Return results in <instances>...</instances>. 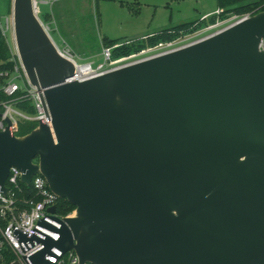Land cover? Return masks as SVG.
Segmentation results:
<instances>
[{
    "label": "water",
    "instance_id": "1",
    "mask_svg": "<svg viewBox=\"0 0 264 264\" xmlns=\"http://www.w3.org/2000/svg\"><path fill=\"white\" fill-rule=\"evenodd\" d=\"M11 18L48 119L23 136L6 119L0 190L14 166L74 206L57 241L32 238L34 264L52 246L79 264H264V11L82 80L33 0Z\"/></svg>",
    "mask_w": 264,
    "mask_h": 264
},
{
    "label": "built area",
    "instance_id": "2",
    "mask_svg": "<svg viewBox=\"0 0 264 264\" xmlns=\"http://www.w3.org/2000/svg\"><path fill=\"white\" fill-rule=\"evenodd\" d=\"M40 2H43V0H33L37 16L39 13L38 3ZM216 13L219 14L220 10ZM250 16L251 14L247 13L240 17L230 18L227 21L218 20L215 24L195 33L118 59H112L110 48H106L104 50L106 61L104 64L99 65L100 67H96L91 62L80 64L74 59L68 48L55 46L62 56L75 64L76 76L70 80H82L188 46ZM43 26L48 33L47 27L44 24ZM0 30L4 36H6V31L10 30L13 41L12 46L7 42L12 54V69L0 71V90L6 96V99L0 103L2 108L0 112V130L5 129L6 119H9L11 129L17 135L19 120L36 121L38 124L39 121L42 123L47 122L48 117L44 112L38 91L28 81L20 63L14 41L11 15L5 18L4 25L0 22ZM261 49L264 50V39L261 43ZM82 68H84V71H82ZM18 81H21L22 85H19ZM21 99L30 101L35 110L34 114H27L16 107V101ZM33 162H37V160L34 159ZM21 174L17 167L11 166L5 180L6 190L5 192L0 190V264H11L14 261L19 264H34L31 258L44 248V244L32 238L35 236L41 240L50 238L57 241L60 237L59 229L64 218L74 215V210L65 215L57 211V204L61 198L49 188L46 179L40 173H36L31 177L29 185L21 181ZM23 186L29 187L32 194L27 195V191L24 190ZM51 206H55L54 212H50L49 208ZM19 233L24 234L26 239L22 240ZM45 259L47 264H79L78 257L73 249L63 252L57 246H52L49 249V252L45 254Z\"/></svg>",
    "mask_w": 264,
    "mask_h": 264
},
{
    "label": "rangeland",
    "instance_id": "3",
    "mask_svg": "<svg viewBox=\"0 0 264 264\" xmlns=\"http://www.w3.org/2000/svg\"><path fill=\"white\" fill-rule=\"evenodd\" d=\"M60 23L41 20L58 48H68L80 63H105L106 39H141L183 22L199 20L218 9V0H59ZM12 0H0V22L10 17ZM245 14L230 12L221 18ZM9 45L12 32L6 31ZM22 85L21 81H18Z\"/></svg>",
    "mask_w": 264,
    "mask_h": 264
},
{
    "label": "trees",
    "instance_id": "4",
    "mask_svg": "<svg viewBox=\"0 0 264 264\" xmlns=\"http://www.w3.org/2000/svg\"><path fill=\"white\" fill-rule=\"evenodd\" d=\"M218 10L220 13H214L207 15L206 17L183 22L173 27L165 28L157 33L148 35L141 39H135L125 41L122 39H106L105 45L111 50V58L118 59L121 57H127L131 54L138 53L144 49L155 47L161 43L173 41L179 37L195 33L209 25L215 24L218 20L223 18L230 12H238L240 14H257L258 12L264 11V0H218ZM12 54L9 49L8 43L5 36L0 30V71L10 70L13 66L11 61ZM20 94V92H18ZM6 99V96L0 90V103ZM16 107L27 113L34 114L35 110L30 101L21 99L16 101ZM0 106V112H1ZM37 123L36 121L30 120H19L17 135L23 136L31 132ZM24 190L27 191V195L32 194L29 187L23 186ZM74 210V206L67 202L65 199H59L57 204V211L63 215L70 213Z\"/></svg>",
    "mask_w": 264,
    "mask_h": 264
},
{
    "label": "crops",
    "instance_id": "5",
    "mask_svg": "<svg viewBox=\"0 0 264 264\" xmlns=\"http://www.w3.org/2000/svg\"><path fill=\"white\" fill-rule=\"evenodd\" d=\"M59 0H43V2L38 3V9L41 20H51L50 22L60 23L63 19L62 9H60ZM218 9L215 11V13ZM212 13H207L210 15ZM41 21V22H42ZM44 22V21H43Z\"/></svg>",
    "mask_w": 264,
    "mask_h": 264
},
{
    "label": "bare ground",
    "instance_id": "6",
    "mask_svg": "<svg viewBox=\"0 0 264 264\" xmlns=\"http://www.w3.org/2000/svg\"><path fill=\"white\" fill-rule=\"evenodd\" d=\"M83 70L82 71H84V68H82Z\"/></svg>",
    "mask_w": 264,
    "mask_h": 264
}]
</instances>
